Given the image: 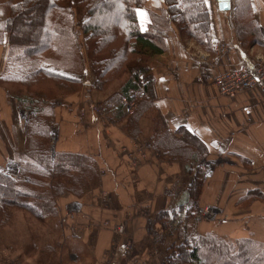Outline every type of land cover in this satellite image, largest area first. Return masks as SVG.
Masks as SVG:
<instances>
[{
    "label": "crops",
    "instance_id": "0c3cea01",
    "mask_svg": "<svg viewBox=\"0 0 264 264\" xmlns=\"http://www.w3.org/2000/svg\"><path fill=\"white\" fill-rule=\"evenodd\" d=\"M252 2L255 20L264 27V0ZM207 4L214 52L183 37L173 25L166 53L147 62L154 77V94L147 98L152 106L140 120L136 136L114 119L113 110L102 108L104 115L97 116L94 106L99 102L87 98L79 103L85 94L69 97L73 107L56 108L59 129L55 152L86 155L99 170L100 190L94 200L81 199L83 206L89 203L78 215L76 230L81 235L74 231L94 264H105L107 259L111 264H122L133 245L145 248L161 244L165 230L174 228L173 222L179 223L178 230L184 234L179 243L191 235H214L228 242L253 240L264 245V99L258 90L236 97L222 96L214 82L223 71L264 59V47H244L240 43L234 7L227 14L219 10L217 0H207ZM165 9L161 0H148L139 10L143 15L138 14L142 32L148 30L150 13L160 14ZM221 43L229 48L215 62ZM8 54L6 35L0 44L3 173L7 165L20 164L18 158L26 154L29 123L18 99L10 94L11 87L1 80ZM87 69L88 74L90 67ZM89 83L94 89V83ZM141 99L139 96L136 102ZM163 134L184 148V156L171 158L169 154L175 148L170 145L176 143L169 140L168 146L159 144L155 149ZM195 154L198 159L192 156ZM204 164L212 167L213 176L203 174L202 187L194 196L191 188ZM73 200L61 198L60 213L69 212ZM150 224L157 239L149 236ZM169 239L176 244L178 237ZM165 244L162 246L168 247L170 242Z\"/></svg>",
    "mask_w": 264,
    "mask_h": 264
},
{
    "label": "trees",
    "instance_id": "16d2710c",
    "mask_svg": "<svg viewBox=\"0 0 264 264\" xmlns=\"http://www.w3.org/2000/svg\"><path fill=\"white\" fill-rule=\"evenodd\" d=\"M166 9L150 13V24L142 32L138 10L148 0H82L84 19L78 21L74 0H0V44L9 37L7 70L2 82L27 109L37 114L27 125L26 154L18 158L21 177L0 171V215L19 208L45 223L60 215L59 200L95 197L100 190L97 164L88 156L56 153L52 123L61 98L91 96L92 85L84 81L87 58L84 48L93 42L97 68L94 89L112 94L98 105L113 110L114 119L133 136L151 109L147 98L154 94V77L147 62L166 53V40L177 25L183 37L195 40L213 53L211 13L205 0H164ZM234 24L244 47H264V27L254 17L252 0H234ZM231 12V11H230ZM224 12V13H230ZM133 115L123 111V98L136 101ZM165 134L155 144H166ZM170 145L172 159L184 156L177 142ZM183 152V153H179ZM180 155V156H179ZM194 159L198 156L192 155ZM202 170L192 186L194 196L202 187ZM196 198V197H194ZM166 228V224H164ZM167 264H264V245L253 240L228 242L214 235H191L172 244ZM166 264V263H165Z\"/></svg>",
    "mask_w": 264,
    "mask_h": 264
},
{
    "label": "rangeland",
    "instance_id": "374dc122",
    "mask_svg": "<svg viewBox=\"0 0 264 264\" xmlns=\"http://www.w3.org/2000/svg\"><path fill=\"white\" fill-rule=\"evenodd\" d=\"M74 1L76 3L78 21L81 23L84 19V5L81 3L82 0ZM161 1L164 2V0ZM93 47L94 43L88 42V46L84 48L87 58V67L89 66L90 70L88 75L82 76V78L84 81L88 80L90 82L89 84L95 83L98 75L97 68L94 66V57L92 56ZM115 89L116 86L110 87L108 92L105 93L92 89L89 99L97 102L103 101V99L105 100L107 95L112 94ZM79 96H82L79 103L88 98L85 91ZM70 98H61L56 106L61 104V106L65 108L73 107V102H71L72 104L69 103ZM21 108L23 109V114L26 116V119L28 117L29 121L37 117L33 108L27 109L23 105H21ZM51 127L53 139L56 140V138H58V124L52 123ZM206 166L207 169L212 172L213 176L214 170L212 167L209 164H206ZM14 167L16 171L12 173L13 176L7 175L8 173L5 168H3L5 169L4 173L12 178L16 177L17 179L27 180L21 177V165L19 163H14ZM202 171L205 175L206 173L203 167ZM206 177L209 178L208 176ZM85 198L89 199V197ZM81 199H74L71 201L70 206L77 202L82 204ZM91 199L94 200L96 197H91L90 200ZM88 203H85L84 206H87ZM92 205L93 204H91V206ZM84 206L82 210H85ZM193 210L194 213H196L197 209ZM78 215L79 214L72 212L69 214H67V212L63 214L60 213L58 218L51 217L47 222L41 223L30 213L22 209L7 208L6 214L0 215V264H94L95 261L91 257L89 250L83 244L82 240L78 238V234L80 233L76 230L79 228L78 220L80 219ZM107 224H109V222ZM172 224L174 228L170 227L171 230H169V227H166V236L163 237L164 241H162L161 244L156 243L152 247L148 246L145 248H139V246L136 247V245H133L132 249H128L130 251H127L128 254L125 255V260L122 261V264H167V257L171 254L169 249L172 244L169 238L173 239L178 237L175 242L178 244L180 236L184 237V234L181 232L182 230H178L179 223L173 222ZM116 226H118L116 230L120 231L121 227L119 225ZM149 228V236L152 239H157L158 235L155 233L153 224H150ZM172 229L175 231H172ZM74 231L78 233L75 236ZM166 241L167 243L169 241L170 244H168V247H163L162 244L166 245ZM111 263L112 261L108 259L105 260V264Z\"/></svg>",
    "mask_w": 264,
    "mask_h": 264
},
{
    "label": "built area",
    "instance_id": "2783aa9c",
    "mask_svg": "<svg viewBox=\"0 0 264 264\" xmlns=\"http://www.w3.org/2000/svg\"><path fill=\"white\" fill-rule=\"evenodd\" d=\"M217 47L219 55L214 59L215 62H218L219 56L229 48L228 45L224 43L218 44ZM214 82L222 96L236 97L250 90H258L264 99V60L258 59L257 62H253L251 65L246 64L240 69L223 71L215 77ZM122 104L125 114L130 116L134 114L137 107L136 101L131 102L127 98H123ZM94 112L97 116L104 115L103 109L98 104L94 106ZM202 167L206 173L205 175L211 177L212 172L207 169L206 164ZM5 169L9 176H13L12 173L16 171L14 164L7 165ZM82 208L83 205L80 202L73 203L67 214L71 212L81 214Z\"/></svg>",
    "mask_w": 264,
    "mask_h": 264
},
{
    "label": "water",
    "instance_id": "95a60500",
    "mask_svg": "<svg viewBox=\"0 0 264 264\" xmlns=\"http://www.w3.org/2000/svg\"><path fill=\"white\" fill-rule=\"evenodd\" d=\"M218 8L221 12L232 11L233 0H217Z\"/></svg>",
    "mask_w": 264,
    "mask_h": 264
},
{
    "label": "snow or ice",
    "instance_id": "6c2138e0",
    "mask_svg": "<svg viewBox=\"0 0 264 264\" xmlns=\"http://www.w3.org/2000/svg\"><path fill=\"white\" fill-rule=\"evenodd\" d=\"M205 2H207V0H205ZM138 14H140V15H143V13H142V12H140L139 10H138Z\"/></svg>",
    "mask_w": 264,
    "mask_h": 264
}]
</instances>
